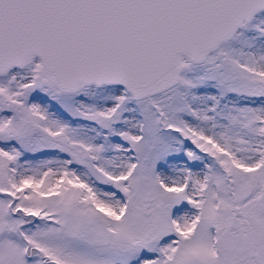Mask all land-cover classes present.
I'll return each mask as SVG.
<instances>
[{
  "label": "snow or ice",
  "instance_id": "snow-or-ice-1",
  "mask_svg": "<svg viewBox=\"0 0 264 264\" xmlns=\"http://www.w3.org/2000/svg\"><path fill=\"white\" fill-rule=\"evenodd\" d=\"M0 264H264V0H0Z\"/></svg>",
  "mask_w": 264,
  "mask_h": 264
}]
</instances>
